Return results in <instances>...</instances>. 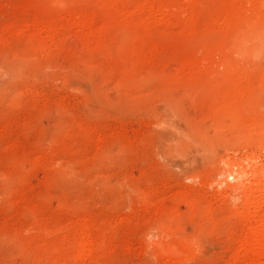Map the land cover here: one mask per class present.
Listing matches in <instances>:
<instances>
[{
  "label": "rangeland",
  "instance_id": "374dc122",
  "mask_svg": "<svg viewBox=\"0 0 264 264\" xmlns=\"http://www.w3.org/2000/svg\"><path fill=\"white\" fill-rule=\"evenodd\" d=\"M226 158L264 164V0H0V264H231Z\"/></svg>",
  "mask_w": 264,
  "mask_h": 264
},
{
  "label": "bare ground",
  "instance_id": "6f19581e",
  "mask_svg": "<svg viewBox=\"0 0 264 264\" xmlns=\"http://www.w3.org/2000/svg\"><path fill=\"white\" fill-rule=\"evenodd\" d=\"M246 3L250 5V2L247 1ZM80 26L81 24H79V27ZM82 27L83 26H81L80 29L84 28ZM83 30L81 31L82 33ZM52 32H54V30L51 31V34H53ZM51 34L49 37L52 36ZM88 39L89 38H87V40ZM258 163L256 159H254L253 161L246 160L245 167L242 166L244 162L236 163L235 161H233V159H227V162L225 163L227 167L225 170L227 173V177L224 181H226L227 185H229L234 190L243 192V198H245L244 207L247 210L249 209L248 211H241L242 213H238L239 216H237V223L239 225L238 227H247L246 229L249 230L248 235L246 237H243V239L241 238L242 240H240L238 246H236V251L233 252V256L231 258V264H264V164ZM240 194L241 193H239V195ZM237 212L238 211L234 212L235 215H237ZM253 220H255V222ZM252 221L254 223H252ZM84 238V236H81V238L79 239L77 255L74 260L76 261V263H84L88 254L89 244L85 241ZM151 242L156 246L157 251L160 255H170L171 257L179 252L178 250L174 249L173 243L162 242L158 237L152 239Z\"/></svg>",
  "mask_w": 264,
  "mask_h": 264
}]
</instances>
